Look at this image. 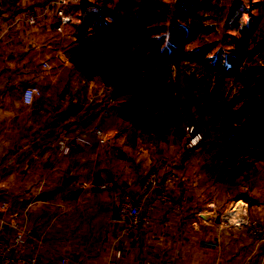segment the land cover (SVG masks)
<instances>
[{
	"label": "crops",
	"instance_id": "crops-1",
	"mask_svg": "<svg viewBox=\"0 0 264 264\" xmlns=\"http://www.w3.org/2000/svg\"><path fill=\"white\" fill-rule=\"evenodd\" d=\"M17 4L26 8L27 0ZM0 10L2 73L7 58L27 59L26 48L45 49L52 13L37 7L43 17L31 26L22 13L14 15L1 4ZM13 26L22 27V33L10 30ZM94 80L101 83L102 94L104 82ZM5 97L2 83L0 123L3 109L10 106ZM123 105V99L109 94L96 100L92 118L83 122L98 124L103 135L88 133L90 146L70 148L67 154L57 150L65 103L58 105L51 131H27L26 144L15 150L18 164L6 167L8 159L0 163V236L21 254L37 257L39 264H62L63 258L67 264H159L164 258L176 264H264V245H256L239 224L264 221L263 204L215 193L195 177L188 148L166 154L143 144L131 132L130 121L120 117ZM11 139L17 143L22 134L14 131ZM150 178L156 182L148 183ZM125 194L138 196L142 214L150 218L137 233H130L125 220L113 218L115 202ZM19 233L25 240L16 245Z\"/></svg>",
	"mask_w": 264,
	"mask_h": 264
},
{
	"label": "rangeland",
	"instance_id": "rangeland-1",
	"mask_svg": "<svg viewBox=\"0 0 264 264\" xmlns=\"http://www.w3.org/2000/svg\"><path fill=\"white\" fill-rule=\"evenodd\" d=\"M0 1L2 8L12 9L14 15L22 13L21 16L24 17L26 12L36 13L37 22L29 24L31 26L37 25L43 17L38 12L40 10H36L37 7L45 8L52 13L51 36L44 42L45 49L41 53L34 51L35 47L30 50L26 48L27 55L24 57L27 59H20V56H17L18 60L17 58L4 60L7 68L0 72V84L4 83L5 98L10 106L3 109V120L0 123V163L7 162V159L9 162L13 158L17 159L15 152L17 144H26L27 131L35 134L51 131L52 128H49L51 119L59 117L56 114L57 107L65 103L63 113L60 114L61 121L65 123L61 136L57 139L59 152L58 143L62 136L83 123L84 118H92L91 109L95 108V101L108 96L104 88V92L99 93L101 83L96 82L94 80L96 78H85L69 60V49L77 41L76 33L79 29L76 25L82 23V18L89 10L106 9L113 11L118 17H131L136 12L140 0H27L26 8H21L24 7L21 4L15 5L20 0ZM159 1L168 10L170 19L174 20L181 0ZM202 1L204 4L197 9L195 16L179 22L186 29L194 22L205 27L196 38L183 45L186 52L208 50L206 61L211 65L219 53L223 56L233 54L232 40L236 33L232 30V25L244 11L246 12L243 14L244 23H257L255 33L249 42V49L254 50L263 44L264 3L253 0L199 2ZM59 12H63L69 19L62 25L60 31ZM10 30L18 31L19 34L23 31L22 27L16 26ZM82 30L88 43H93L94 40H90L92 30L86 26ZM43 63H47L48 66L44 68ZM223 65L228 69L232 67L225 58ZM252 68H264V48L247 56L235 74L230 76L210 71L197 62L183 60L175 63L170 67L168 74L167 104L172 108L171 115L178 112L184 114L182 123L177 127L167 128L161 113L151 112L152 117L148 123L136 128L130 124V128L143 144L160 148V151L166 154L177 148H188V155L194 160L196 168L195 177L203 180L208 187L210 185L213 191L224 199L242 197L248 203L263 204L264 208V132L260 129L252 130L247 141L244 142L242 137L233 143L232 148L229 146V141H233L235 135L231 131L229 117L232 112L241 110L245 100L238 104L235 102L244 95L253 94L258 90L257 76H251L250 81L247 73ZM219 79L222 89L216 100L211 97ZM27 88H34L37 91L34 100L29 104L23 99V93ZM256 115L261 116L260 127L264 129V116ZM244 122L245 119L233 122L232 125L237 128ZM197 129H200L202 139L198 147L191 148L189 138ZM14 131L22 134V139L17 140V143L11 139V133ZM229 149L231 151L228 152ZM21 152L22 154L20 152L19 154L22 155V162L26 165V150ZM11 153L15 156H10ZM227 153L228 155L223 158ZM9 162L6 163V167L18 164L16 162L10 165Z\"/></svg>",
	"mask_w": 264,
	"mask_h": 264
},
{
	"label": "trees",
	"instance_id": "trees-1",
	"mask_svg": "<svg viewBox=\"0 0 264 264\" xmlns=\"http://www.w3.org/2000/svg\"><path fill=\"white\" fill-rule=\"evenodd\" d=\"M199 1L181 0L174 20L170 19L168 10L159 0H140L131 17H118L106 9L89 10L82 18V23L76 25L79 29L76 33L77 41L69 49V60L85 78H98L113 86V97L124 101L120 117L130 121L135 128L148 123L152 117L151 112H160L167 128L177 127L182 123L184 114L178 112L171 115L172 108L167 104L166 93L168 74L173 64L188 60L201 63L210 71L230 76L235 74L247 56L264 48L263 42L256 49H249L257 23H244V11L232 25L236 33L232 40L233 54L223 56L219 53L211 65L206 61L208 50L186 52L183 45L196 38L205 27L200 25V28L194 22L186 29L179 22L195 16L197 9L204 4ZM253 1L264 3V0ZM84 26L92 30L90 40H94L93 43H88L82 30ZM224 58L232 65L231 68L223 65ZM247 73L250 81L251 76H257L258 90L235 102L238 104L245 100L241 110L232 112L229 117L231 131L235 133L234 140L229 141L230 148L242 137L244 142L247 141L252 130L260 129L264 132L260 127L261 116L256 115L264 116V68H252ZM221 89L219 79L211 98L217 100ZM243 119V125L233 127V122ZM195 133L201 134L200 129ZM227 155L224 154L223 158Z\"/></svg>",
	"mask_w": 264,
	"mask_h": 264
},
{
	"label": "built area",
	"instance_id": "built-area-1",
	"mask_svg": "<svg viewBox=\"0 0 264 264\" xmlns=\"http://www.w3.org/2000/svg\"><path fill=\"white\" fill-rule=\"evenodd\" d=\"M61 16V24L58 27V30H62V25L66 24L69 19L66 18L63 12H59ZM24 19L28 24H34L37 22V15L34 12H26ZM47 63H43V67H47ZM103 88L106 93L111 94L113 97V86L109 83H104ZM37 91L34 88H27L23 93V99L26 103H31L36 95ZM93 132L99 136L103 135V130L98 124H91L90 122H83L77 125L72 131L64 134L59 140L58 149L61 154H67L70 148L79 147V148H88L90 146V141L87 137L88 133ZM189 146L191 148H196L199 146L202 136L199 133H194L189 138ZM17 162L16 158H13L9 164L13 165ZM147 182H156V179L150 178ZM168 200V197H165ZM121 214L125 217L127 222V229L130 233L139 232L144 225H148L150 222L149 217H144L142 214L143 202L136 195L125 194L121 201ZM6 207L7 204L2 205ZM202 224V221L199 222V225ZM239 224H243L242 220L239 221ZM19 225L18 221L14 220L13 226L17 227ZM247 233L253 237L254 243L256 245H264V221L254 220L249 222L247 225ZM25 237L22 233H19L15 237L16 245L23 244ZM14 248V249H13ZM11 247V245L4 238L0 236V264H39L37 257H30L20 253L19 248ZM14 251L16 253H14ZM68 258L62 259V264L68 263ZM159 264H176L174 260L170 258H164L160 261Z\"/></svg>",
	"mask_w": 264,
	"mask_h": 264
},
{
	"label": "water",
	"instance_id": "water-1",
	"mask_svg": "<svg viewBox=\"0 0 264 264\" xmlns=\"http://www.w3.org/2000/svg\"><path fill=\"white\" fill-rule=\"evenodd\" d=\"M0 14H1V10H0ZM121 204L120 202H115V205H114V213H113V218L115 220H125V217L121 214ZM244 225H247L248 224V219L245 220V222L243 223Z\"/></svg>",
	"mask_w": 264,
	"mask_h": 264
}]
</instances>
